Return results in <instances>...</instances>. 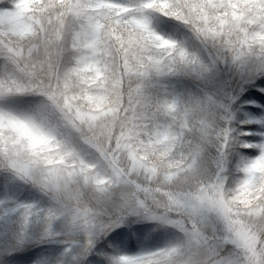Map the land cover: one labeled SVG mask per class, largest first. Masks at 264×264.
I'll return each mask as SVG.
<instances>
[{
  "label": "snow or ice",
  "instance_id": "snow-or-ice-1",
  "mask_svg": "<svg viewBox=\"0 0 264 264\" xmlns=\"http://www.w3.org/2000/svg\"><path fill=\"white\" fill-rule=\"evenodd\" d=\"M0 264H264V0H0Z\"/></svg>",
  "mask_w": 264,
  "mask_h": 264
}]
</instances>
